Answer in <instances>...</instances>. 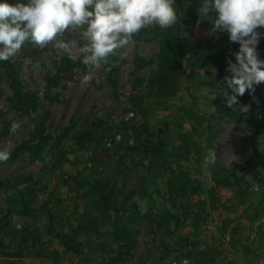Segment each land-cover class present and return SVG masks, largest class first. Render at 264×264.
<instances>
[{
	"label": "rangeland",
	"instance_id": "1",
	"mask_svg": "<svg viewBox=\"0 0 264 264\" xmlns=\"http://www.w3.org/2000/svg\"><path fill=\"white\" fill-rule=\"evenodd\" d=\"M153 28L100 69L86 67L75 45L71 55L26 45L0 62V147L12 143L0 163V264H251L264 257V84L254 93L258 102L247 92L239 97L248 113L233 109L261 114L258 130L221 112L230 109L217 84L226 59L219 69L201 55L202 43L219 34L194 28L179 47L186 72L178 90L159 97L147 85L159 51ZM64 38L79 43V31ZM15 86L37 98L32 113L11 109ZM141 123L150 146L172 155L168 161L150 165L142 147L133 149L138 133L142 142L148 137ZM40 124L43 147L19 148ZM210 152L215 162L207 164ZM169 178L182 180L186 192H170ZM102 190L112 194L105 210L94 203Z\"/></svg>",
	"mask_w": 264,
	"mask_h": 264
},
{
	"label": "clouds",
	"instance_id": "2",
	"mask_svg": "<svg viewBox=\"0 0 264 264\" xmlns=\"http://www.w3.org/2000/svg\"><path fill=\"white\" fill-rule=\"evenodd\" d=\"M197 14V25L207 22L209 35L226 34L238 45L226 57V74L217 84L225 107L248 113L250 105L240 104L239 97L247 92L258 102L254 93L264 84V59L258 52L264 38V0H199ZM180 18L176 0H0V62L12 60L26 45L43 49L51 44L69 55L75 45L86 67L100 69L142 29H169ZM77 30L79 43L64 38ZM90 79L85 75L83 83ZM20 127L13 122L10 134ZM11 151V142L0 147V163ZM205 162L214 163L215 153H208Z\"/></svg>",
	"mask_w": 264,
	"mask_h": 264
},
{
	"label": "trees",
	"instance_id": "3",
	"mask_svg": "<svg viewBox=\"0 0 264 264\" xmlns=\"http://www.w3.org/2000/svg\"><path fill=\"white\" fill-rule=\"evenodd\" d=\"M199 7V0H176V10L179 14L180 23L169 29H160L159 27L154 26L153 30L155 36L157 37L159 44V51L157 56V67L156 70L152 73L149 81L147 83L150 90L154 91L159 97H171L175 94L180 86L181 77L186 72V66L183 64V60L179 53V47L181 41L184 38H188L190 33L194 28H202L208 30V23L201 22L197 25V20L199 19L197 14V9ZM187 35H184V34ZM202 54L203 60L206 63H210L213 67L219 68L221 64L226 59L230 51H235L238 48L237 44L231 43L228 41L226 34H219V39L216 42H203ZM258 52L260 56L264 55V41H260L258 45ZM70 64L68 59H64L63 63ZM61 66L59 63L57 65ZM6 67L10 69V66L6 63ZM60 72V71H59ZM37 103V98L34 94L22 90L20 86H15L12 96L9 98V104L13 111H25L32 113ZM221 112H226L228 117L234 116V119L238 121H243L246 126L249 123H254L256 130L260 126L262 121V115L258 114L256 116L245 117V115H238L235 110L222 108ZM251 115V114H250ZM260 121V122H259ZM245 127V126H244ZM243 127V128H244ZM142 128L141 132H146L148 134L147 139L144 142L141 141L140 135L138 133L136 140L137 144L133 149L143 148L144 152L147 153L149 159V164L154 165L155 162L168 161V158L172 155L170 153L162 154L160 148L150 146V137L151 132L148 130V126L145 123H141L140 127ZM46 138L41 134V124L36 125L34 130H32L28 136L20 145L19 148L33 149L34 147L40 149L43 147ZM150 171H152L149 168ZM163 167L167 170L170 169V163H164ZM179 174H183L185 177L186 173L182 169L176 170ZM171 174V173H170ZM188 178V177H187ZM181 180L179 183H176L173 178L166 180L165 184L169 187L170 192L184 194L187 190L186 185L182 183ZM111 197L112 194L103 195V190L99 192V196L95 199L94 203L96 207H100L105 210L111 206ZM167 211H164L166 214ZM95 219V218H93ZM94 221V220H93ZM112 233L116 235L118 240L120 237L117 236L116 229H112ZM120 229H118L119 231ZM125 234H129L128 231H124ZM123 238V237H122ZM64 245H67L65 240H62ZM129 244V243H128Z\"/></svg>",
	"mask_w": 264,
	"mask_h": 264
},
{
	"label": "built area",
	"instance_id": "4",
	"mask_svg": "<svg viewBox=\"0 0 264 264\" xmlns=\"http://www.w3.org/2000/svg\"><path fill=\"white\" fill-rule=\"evenodd\" d=\"M251 264H264V257L261 258V259H258V260H256V261H254V262L251 263Z\"/></svg>",
	"mask_w": 264,
	"mask_h": 264
},
{
	"label": "crops",
	"instance_id": "5",
	"mask_svg": "<svg viewBox=\"0 0 264 264\" xmlns=\"http://www.w3.org/2000/svg\"><path fill=\"white\" fill-rule=\"evenodd\" d=\"M234 254V253H233ZM231 255V256H228V255H230V254H228V255H226L227 256V258H232L234 255Z\"/></svg>",
	"mask_w": 264,
	"mask_h": 264
}]
</instances>
